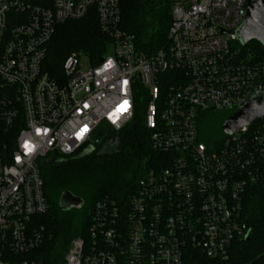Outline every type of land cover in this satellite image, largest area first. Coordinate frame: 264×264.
<instances>
[{"label": "built area", "instance_id": "2783aa9c", "mask_svg": "<svg viewBox=\"0 0 264 264\" xmlns=\"http://www.w3.org/2000/svg\"><path fill=\"white\" fill-rule=\"evenodd\" d=\"M247 3L174 0L168 46L146 55L121 28L119 0H0V264H42L31 254L43 240L34 218L48 209L45 158L95 148L101 124H132L139 100L166 164L147 170L125 202H97L87 237L71 241L61 264H184L189 248L230 259L249 234L248 181L264 173V117L214 148L199 120L237 111L264 80L241 54ZM92 8L108 53L86 71L74 53L63 78L52 77L44 62L58 25Z\"/></svg>", "mask_w": 264, "mask_h": 264}, {"label": "trees", "instance_id": "16d2710c", "mask_svg": "<svg viewBox=\"0 0 264 264\" xmlns=\"http://www.w3.org/2000/svg\"><path fill=\"white\" fill-rule=\"evenodd\" d=\"M119 2L121 28L134 37L138 52L152 55L168 46L174 0ZM111 42V37L101 27L96 9L92 8L83 18L58 25L48 45L45 70L52 77L63 78L64 64L74 53L87 56L96 65L108 53ZM250 47L254 51L251 50L253 55L248 57ZM241 54L259 65L264 74V46L260 42L241 43ZM139 101L132 124L120 131L101 124L94 152L62 161L48 156L43 161L41 174L48 209L34 218L43 240L31 254L42 264H61L71 241L79 235L87 237L97 202L105 198L125 202L147 170L166 164L167 154L153 147L144 124L146 100ZM235 111L204 112L199 120L201 140L209 147H218L226 137L223 124ZM114 139L118 141L117 146L107 154H100ZM260 175L262 177L258 178ZM64 191L83 198L84 206L62 210L59 199ZM243 219L249 228L248 238L234 243L228 261L210 259L197 249L189 248L184 264H264V173L248 181L243 196Z\"/></svg>", "mask_w": 264, "mask_h": 264}, {"label": "water", "instance_id": "95a60500", "mask_svg": "<svg viewBox=\"0 0 264 264\" xmlns=\"http://www.w3.org/2000/svg\"><path fill=\"white\" fill-rule=\"evenodd\" d=\"M240 42L243 45L253 40L260 42L264 46V0H248L247 13L243 24L238 30ZM264 117V80L257 88V93L241 108L230 115L223 124V132L231 135L245 126H251L256 121ZM118 141L114 139L106 145L99 153L107 154L114 149ZM95 151L90 147L80 156H85ZM84 199L75 195L71 191H64L59 199L62 210L69 211L81 209L84 206ZM248 238V236H247Z\"/></svg>", "mask_w": 264, "mask_h": 264}, {"label": "rangeland", "instance_id": "374dc122", "mask_svg": "<svg viewBox=\"0 0 264 264\" xmlns=\"http://www.w3.org/2000/svg\"><path fill=\"white\" fill-rule=\"evenodd\" d=\"M253 50L252 47L249 48V55L248 57H251L253 55V52L251 51ZM254 51V50H253ZM81 56V62H80V67L83 71L89 70L90 66H91V61L86 58V56H84L83 54H79Z\"/></svg>", "mask_w": 264, "mask_h": 264}]
</instances>
